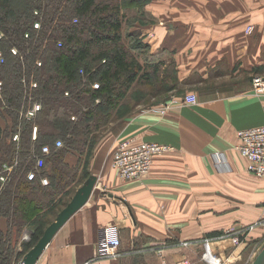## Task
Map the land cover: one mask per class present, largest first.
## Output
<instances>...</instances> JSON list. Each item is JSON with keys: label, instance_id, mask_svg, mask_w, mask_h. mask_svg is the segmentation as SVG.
I'll use <instances>...</instances> for the list:
<instances>
[{"label": "crops", "instance_id": "1", "mask_svg": "<svg viewBox=\"0 0 264 264\" xmlns=\"http://www.w3.org/2000/svg\"><path fill=\"white\" fill-rule=\"evenodd\" d=\"M133 12L137 20L130 32L164 63L160 77L167 76L172 87L96 149L87 179L72 195L94 177L89 199L36 264H115L117 259L94 260L107 224L118 228L120 248L139 244L158 250L157 264L178 260L170 244L205 247L206 242L221 264H251L264 246V178L246 172L235 134L264 125V95L251 84L254 76L264 77V0H147ZM249 25L252 35L245 34ZM189 93L196 95V105L172 106L164 114L155 110ZM0 127L7 122L0 119ZM125 137L173 150L155 156L146 177L123 181L111 158ZM63 163L80 168L82 157L68 152ZM8 232L1 217L0 233ZM227 233H238V243L223 237Z\"/></svg>", "mask_w": 264, "mask_h": 264}, {"label": "trees", "instance_id": "2", "mask_svg": "<svg viewBox=\"0 0 264 264\" xmlns=\"http://www.w3.org/2000/svg\"><path fill=\"white\" fill-rule=\"evenodd\" d=\"M143 2L147 0H0V52L4 58L0 65V119L7 122L5 129L0 127V162L17 157L24 163L32 149L38 152L44 144L51 149L45 161L47 186L38 180L27 181L25 173L13 174L4 186L0 218L9 221V229L12 214H18L24 225L31 215L39 220L56 196L70 193L87 179L93 156L92 151L88 158L87 149L103 122L123 118L131 105L140 104L144 97L156 98L172 87L167 76L164 80L160 77L164 63L151 56L139 37L130 32L137 18L128 16L135 15L133 10ZM36 20L41 22L37 30L33 27ZM13 47L16 55L10 52ZM80 70L90 83H99L98 90L89 82L83 84ZM133 89L134 99L128 96ZM35 102L41 108L33 118H27L25 112ZM34 125L36 140L31 139ZM15 133L17 142L12 140ZM56 140L62 141L61 148L54 147ZM68 152L82 157L80 168L63 163ZM8 235L0 233L3 264L17 253L13 245L8 246ZM182 260L186 259L166 264Z\"/></svg>", "mask_w": 264, "mask_h": 264}, {"label": "built area", "instance_id": "3", "mask_svg": "<svg viewBox=\"0 0 264 264\" xmlns=\"http://www.w3.org/2000/svg\"><path fill=\"white\" fill-rule=\"evenodd\" d=\"M34 16L40 18L38 11H34ZM76 23V20L73 21ZM34 29H40L41 22L36 20ZM254 31V26L249 25L245 28V34L252 35ZM2 34L0 33V38ZM24 37H28L25 34ZM60 47L61 43L57 42ZM11 54L16 55L17 49L11 48ZM4 62V58L0 52V65ZM37 66H41V62H36ZM79 73L82 77L83 84L88 83V76H86L83 70ZM90 83V82H89ZM252 89L256 94L264 95V77L256 75L252 78ZM93 90L99 89L98 82L90 83ZM35 87V84H32ZM2 82L0 80V96H1ZM65 96H69L65 92ZM98 103V100H96ZM172 104H163L155 107V110L161 114L166 113L172 108L176 107H186L194 106L197 104V97L195 94L189 93L181 97L180 99L173 100ZM41 105L35 102L31 105L30 109L25 112L27 118H33L35 113L38 112ZM76 120L75 117L71 118ZM37 127L32 126L31 139L36 140ZM236 144L235 150L241 158L245 160L246 172L252 176L262 179L264 178V125L246 128L238 130L235 134ZM19 138L18 133H15L12 137L13 142H17ZM63 143L61 140H56L54 142L55 148H61ZM173 150L170 145L160 144L156 142H146L138 140L135 137H125L118 140L116 143L111 158V168L115 172L116 176L123 181L142 179L146 177L152 167L153 159L155 156L162 155L166 152ZM51 149L49 145L44 144L40 147L38 152L31 150L26 162L22 163L17 157H14L9 162H0V195L4 189V186L11 179L13 174H23L27 181L38 180L41 186H47L49 184L48 178L45 174V161L47 156L50 155ZM218 164H222L221 154L215 155ZM222 162V163H221ZM101 241L97 246L95 261H105L112 260L119 257L120 249V235L119 230L114 224H107L101 227ZM223 237H230L233 243H238V233H227ZM185 244V243H183ZM205 249H209L208 242L205 243ZM215 257V256H214ZM216 258V257H215ZM217 264H221V260L216 258ZM164 263V262H163ZM210 263V262H209ZM176 264H187L186 260L177 262ZM211 264V263H210Z\"/></svg>", "mask_w": 264, "mask_h": 264}, {"label": "rangeland", "instance_id": "4", "mask_svg": "<svg viewBox=\"0 0 264 264\" xmlns=\"http://www.w3.org/2000/svg\"><path fill=\"white\" fill-rule=\"evenodd\" d=\"M128 17L131 19L137 18L136 15L133 14H129ZM141 89L144 88L142 87ZM129 94L128 96H132V99H134L135 89L129 92ZM162 94L157 95L156 98L144 97L142 101H140V104L138 103L133 106L131 105L133 103H129L131 105L130 112L127 115L123 116V118L114 119L112 117V119L110 120L111 122H108L106 124L105 122H103L101 128L99 129L100 131H98L95 136L94 142L89 143L90 145L88 146L87 149L88 158L90 159L91 156L89 155H91V152L93 151L94 153L96 149L100 146V144L104 142L107 137H109V135H112V133L115 134L117 132L119 125L123 121H125L127 118H130L135 113L141 110L151 109L153 107L152 104L158 102L159 100L158 96L160 98L165 96ZM142 102L145 103L146 105H143ZM73 183L75 184V182ZM72 186L73 184L70 187ZM70 190L71 191L68 194L56 196L52 202V206L48 207L46 212H44L45 209L41 212V214H43V217H40L41 219L39 220L35 219V217H32L31 215L29 221L28 222L26 221L27 224L24 225L23 221L18 220V216H17L18 214L16 213L12 214L13 222L10 226L8 232L9 235L6 239L10 242L8 246L10 247L11 245H13L17 253L15 254V256L10 255V257L6 259L4 264H21L24 255L36 245L38 239L42 236L45 228L48 227L51 222H53L59 211L64 209L69 204L70 200L72 199V195L76 189L74 188L73 190L72 187ZM14 204H18V202L14 201ZM45 204L46 201H43V205ZM12 210L14 211L13 208ZM189 245L190 244H170L169 247L167 248H170L169 250L171 252L173 251L176 252L175 253L176 257L174 259H179V260L186 259L187 264H210L207 261V259L204 257L206 253L205 247H202L200 245L190 247ZM155 247L158 248L159 246H155ZM118 253H119V257L116 258L117 259L116 261H113L115 262V264H157L158 259L162 257L160 256L161 254H159L158 250H155L154 248L147 250L145 247L141 248L139 244L137 245V247L133 249H129V248L126 249V247L123 245ZM0 264H3V260L2 262H0Z\"/></svg>", "mask_w": 264, "mask_h": 264}, {"label": "water", "instance_id": "5", "mask_svg": "<svg viewBox=\"0 0 264 264\" xmlns=\"http://www.w3.org/2000/svg\"><path fill=\"white\" fill-rule=\"evenodd\" d=\"M95 178L89 180L76 192L69 204L57 215L55 220L45 229L36 245L23 257L21 264H36L38 258L49 244L56 232L67 222V220L82 208L89 199L95 185ZM251 264H264V246L256 255Z\"/></svg>", "mask_w": 264, "mask_h": 264}, {"label": "bare ground", "instance_id": "6", "mask_svg": "<svg viewBox=\"0 0 264 264\" xmlns=\"http://www.w3.org/2000/svg\"><path fill=\"white\" fill-rule=\"evenodd\" d=\"M208 262H210L211 264H217V260L216 258L213 256V254L211 253V250L208 249L206 250L205 256H204Z\"/></svg>", "mask_w": 264, "mask_h": 264}]
</instances>
